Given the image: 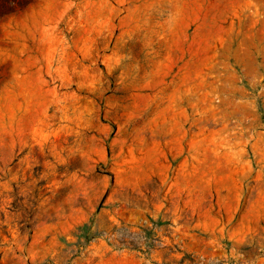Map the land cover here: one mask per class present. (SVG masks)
Returning a JSON list of instances; mask_svg holds the SVG:
<instances>
[{"label": "rangeland", "instance_id": "rangeland-1", "mask_svg": "<svg viewBox=\"0 0 264 264\" xmlns=\"http://www.w3.org/2000/svg\"><path fill=\"white\" fill-rule=\"evenodd\" d=\"M0 264H264V0H0Z\"/></svg>", "mask_w": 264, "mask_h": 264}]
</instances>
